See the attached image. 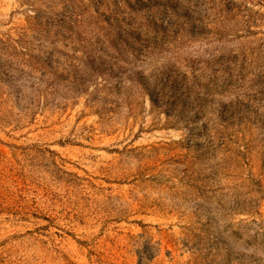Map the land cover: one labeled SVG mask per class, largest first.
<instances>
[{"label": "rangeland", "instance_id": "374dc122", "mask_svg": "<svg viewBox=\"0 0 264 264\" xmlns=\"http://www.w3.org/2000/svg\"><path fill=\"white\" fill-rule=\"evenodd\" d=\"M0 264H264V0H0Z\"/></svg>", "mask_w": 264, "mask_h": 264}]
</instances>
